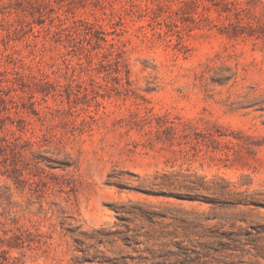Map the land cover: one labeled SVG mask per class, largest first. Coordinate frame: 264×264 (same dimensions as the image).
Returning a JSON list of instances; mask_svg holds the SVG:
<instances>
[{
	"label": "rangeland",
	"instance_id": "1",
	"mask_svg": "<svg viewBox=\"0 0 264 264\" xmlns=\"http://www.w3.org/2000/svg\"><path fill=\"white\" fill-rule=\"evenodd\" d=\"M0 264H264V0H0Z\"/></svg>",
	"mask_w": 264,
	"mask_h": 264
}]
</instances>
